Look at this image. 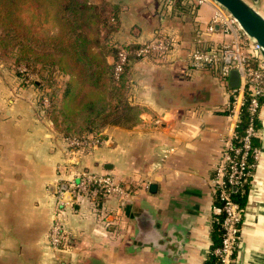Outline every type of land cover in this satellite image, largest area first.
I'll return each mask as SVG.
<instances>
[{
    "label": "crops",
    "instance_id": "obj_1",
    "mask_svg": "<svg viewBox=\"0 0 264 264\" xmlns=\"http://www.w3.org/2000/svg\"><path fill=\"white\" fill-rule=\"evenodd\" d=\"M105 1L117 9L110 46L169 32L175 47L165 58L130 63L125 97L134 119L100 128L103 145L79 158L65 147L61 118L45 112L48 89L39 78L32 85L0 62V264H204L211 253L212 178L230 124L228 96L214 67L188 70L186 56L197 40L205 46L229 38L219 27L204 32L210 3L192 12L181 4L167 11L161 0ZM253 5L264 16V0ZM260 131L253 144L261 157L249 182L235 264H264V112ZM168 147L174 151L164 158ZM67 160L111 174L135 194L99 201L111 226L89 202L74 206L64 218L70 248L55 250L47 233ZM143 179L156 184L154 192L141 187Z\"/></svg>",
    "mask_w": 264,
    "mask_h": 264
},
{
    "label": "built area",
    "instance_id": "obj_2",
    "mask_svg": "<svg viewBox=\"0 0 264 264\" xmlns=\"http://www.w3.org/2000/svg\"><path fill=\"white\" fill-rule=\"evenodd\" d=\"M167 11H171L176 4L186 5L189 10L196 12L200 6L211 4L213 13L204 32L211 35L217 27L229 38L218 44L198 45L190 49L186 56L188 70L214 67L220 85L226 89L228 100L226 111L230 120L226 133L221 137V157L212 178L214 193L220 204L213 205L212 219L221 228L222 238L219 247L214 249L217 264H235L241 239V222L245 206L239 205L232 198V191L242 189L250 181L249 178L258 169L261 150L253 144L254 138H259L261 131L256 128V120L261 121L264 97V49L254 39L249 37L238 22L224 8L214 0H161ZM176 44L173 33H162L138 45L133 53L139 58H165L172 53ZM128 49L119 47L114 62L113 76L118 80L127 63ZM235 69L239 73V85L229 86V72ZM24 70V69H23ZM23 70H20L21 72ZM32 79L29 74L28 80ZM43 105L49 102L43 99ZM243 113L248 115V122L242 132L238 131ZM64 143L67 151L78 154L77 158L89 154L104 143L99 132L88 133L83 136H65ZM174 151L168 147L163 151L166 158ZM74 160H67V174L64 188L58 184L55 187V203L51 223L47 233L48 244L52 249H69L70 241L65 228L64 218L70 209L89 202L99 211L100 218L111 226L113 222L108 218L107 208L99 207L101 199L116 197L125 200L135 194V187L117 180L111 174H103L73 164ZM149 181H140L141 187L147 188ZM99 210H97V208Z\"/></svg>",
    "mask_w": 264,
    "mask_h": 264
},
{
    "label": "trees",
    "instance_id": "obj_3",
    "mask_svg": "<svg viewBox=\"0 0 264 264\" xmlns=\"http://www.w3.org/2000/svg\"><path fill=\"white\" fill-rule=\"evenodd\" d=\"M116 28L117 9L105 0H0V58L14 57L36 73L41 87L48 89L43 95L49 102L45 112L53 120L61 118L57 125L64 136L97 133L107 124L134 119L125 91L130 63L139 60L133 53L139 44L119 46L128 49L129 55L120 78L114 79L119 47L107 40ZM109 55L114 56L112 64L107 61ZM16 74L24 81L29 73ZM259 100L264 105V97ZM247 122L248 115L243 113L239 132ZM256 128H261L258 119ZM249 182L232 191V198L243 207ZM215 204H220L217 194ZM211 237V253L204 264H217L214 249L221 244L222 232L216 220Z\"/></svg>",
    "mask_w": 264,
    "mask_h": 264
},
{
    "label": "water",
    "instance_id": "obj_4",
    "mask_svg": "<svg viewBox=\"0 0 264 264\" xmlns=\"http://www.w3.org/2000/svg\"><path fill=\"white\" fill-rule=\"evenodd\" d=\"M235 18L242 30L254 39L264 49V16L254 7L258 0H214ZM239 85V73L232 69L229 72V86L235 88ZM156 184H149V191H155Z\"/></svg>",
    "mask_w": 264,
    "mask_h": 264
},
{
    "label": "rangeland",
    "instance_id": "obj_5",
    "mask_svg": "<svg viewBox=\"0 0 264 264\" xmlns=\"http://www.w3.org/2000/svg\"><path fill=\"white\" fill-rule=\"evenodd\" d=\"M245 1H247L248 3H252L251 2V0H245ZM1 60H0V62L2 63V65L3 66H5V67H7L9 70H11V71H14V72H20V70H23L22 71V73H25V72H28L30 75H33L32 76V79H34V77H36L35 76V74L36 73H34V71L33 70H31L30 68H28L25 64H23V63H20V64H18V63H16L15 61H14V57H11V58H8V59H6L5 57H3V58H0ZM29 74H28V76H29ZM28 76L26 77V80H28ZM38 78V77H37ZM32 79H30V80H32ZM263 112H264V105H263V111H262V114H263Z\"/></svg>",
    "mask_w": 264,
    "mask_h": 264
}]
</instances>
